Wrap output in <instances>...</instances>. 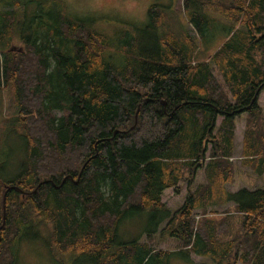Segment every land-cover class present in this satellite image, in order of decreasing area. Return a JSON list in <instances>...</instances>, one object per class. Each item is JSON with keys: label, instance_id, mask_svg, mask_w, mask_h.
<instances>
[{"label": "trees", "instance_id": "obj_1", "mask_svg": "<svg viewBox=\"0 0 264 264\" xmlns=\"http://www.w3.org/2000/svg\"><path fill=\"white\" fill-rule=\"evenodd\" d=\"M181 2V13L153 3L112 44L63 0H0V129L24 145L19 170L0 177V264H17V246L32 238L54 258L93 264H167L172 253L264 264V189L226 187L235 117L253 120L264 90V0ZM219 28L226 35L211 50ZM246 133L243 154L260 158L264 143ZM201 167L205 184L171 211L163 191L177 193ZM231 201L235 213L205 211ZM143 211L146 240L119 243L121 221ZM157 231L180 247L155 248Z\"/></svg>", "mask_w": 264, "mask_h": 264}, {"label": "rangeland", "instance_id": "obj_2", "mask_svg": "<svg viewBox=\"0 0 264 264\" xmlns=\"http://www.w3.org/2000/svg\"><path fill=\"white\" fill-rule=\"evenodd\" d=\"M66 12L70 13L72 16L82 18L87 24H91L94 29L98 32L103 33L109 38L110 43H115L117 31L120 28L127 27L131 29L142 25L147 20V11L153 3L161 4L164 6H169L177 10V12H182V2L181 0H63ZM182 17V15H180ZM191 29V30H190ZM189 33L192 35V28L189 26ZM194 31V30H193ZM226 33L224 29L219 28L212 40L210 46L211 50L215 48L218 42L225 37ZM9 47L13 51L20 53L19 48L22 49L23 45L17 41H11ZM210 50V51H211ZM24 51V47H23ZM112 52V50L108 51ZM209 51H206L203 56H206ZM119 63V62H118ZM194 63V61H192ZM6 94V93H5ZM4 94L2 100L1 115L4 117L12 116V110L8 105V97ZM258 111L254 113V118H250V114L241 113L235 117V129H234V150L231 156L227 157V160L231 163L232 167V182L235 178V171L240 167H248L251 170L260 169L264 171V155L259 156H249L243 154L244 147L247 143L246 130L251 129V134H253L252 140L257 141V143H264V90L259 94L257 101ZM221 117L218 116L216 124H219ZM137 121V116L135 115V120L132 126L135 125ZM0 124L6 129V122L1 121ZM239 125V132L236 133V126ZM130 126V127H132ZM215 132V130H214ZM236 133V134H235ZM0 140L2 145L0 147V177L7 178L11 177L19 170V165L24 156V145L18 135H13L12 132H4L0 129ZM240 146L239 150L236 148ZM207 148H210V144H207ZM208 155V152L205 153ZM210 158L206 157L204 164ZM258 159H262L258 162ZM255 168V169H254ZM184 179L188 182L178 183V192H174L173 188H168L164 192V200L168 203L171 211L179 208L184 200V195L186 196L188 190L193 191L198 184H205V172L203 167L195 170L193 175L185 172ZM231 182V183H232ZM230 183V184H231ZM230 184H226L227 187ZM186 187V192L181 191L183 187ZM228 190V189H227ZM229 203V202H228ZM226 204H219V206H224ZM212 205H208L205 209L207 215H217L220 216L225 211L231 214L234 212L231 206H226L222 210L209 209ZM193 216L196 221L202 215V209L197 208L193 210ZM229 213V214H230ZM235 213V212H234ZM150 212H140L132 213L126 216L125 219L121 221L118 227L117 241H125L126 244H131L129 240L140 236L141 242L146 240L144 231L150 226L149 221ZM238 215V213H236ZM240 215V214H239ZM164 224L161 225V228ZM44 228V226H42ZM160 228V229H161ZM43 233V229H42ZM152 245L158 249L174 250L180 247V242L176 239L167 237L166 235H160L159 231L151 237ZM150 240L148 239V242ZM17 264H93L90 259H71L68 257L64 258H54L51 256L46 244L41 238H32L28 240L21 241L17 246ZM167 264H214V262L203 256H198L190 254L189 258L184 257L179 253H172L167 258ZM240 264V262H237Z\"/></svg>", "mask_w": 264, "mask_h": 264}, {"label": "crops", "instance_id": "obj_3", "mask_svg": "<svg viewBox=\"0 0 264 264\" xmlns=\"http://www.w3.org/2000/svg\"><path fill=\"white\" fill-rule=\"evenodd\" d=\"M237 132H239L238 124L236 126V133ZM239 149H240V146L236 148V150H239ZM233 180L234 181L228 187L226 186L228 191L231 193L237 192L241 188H246L247 190H250V191L255 190V189H264V171H261L258 168L253 171L246 166L240 167L238 170L235 171V178ZM165 190L161 194V200L163 202H165L164 197H163ZM181 191L186 192V187L184 186ZM184 198H185V195H184ZM165 204L170 209L168 203L165 202ZM232 205H234V202L231 201L227 205H224V206L216 205V206L210 207L209 209L220 211L226 206H232Z\"/></svg>", "mask_w": 264, "mask_h": 264}]
</instances>
